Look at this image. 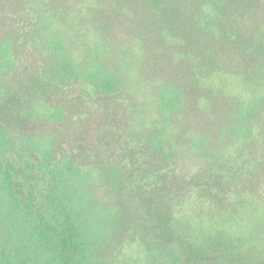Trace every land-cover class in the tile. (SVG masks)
Returning <instances> with one entry per match:
<instances>
[{"label":"trees","instance_id":"obj_1","mask_svg":"<svg viewBox=\"0 0 264 264\" xmlns=\"http://www.w3.org/2000/svg\"><path fill=\"white\" fill-rule=\"evenodd\" d=\"M261 2L0 0V264H113L100 249L114 228L126 236L117 264H264V15L251 16ZM140 8L161 24L139 20ZM112 9L138 28L116 67ZM153 39L177 45L193 86L160 83L135 101L148 80L132 61ZM32 51L29 74L21 57ZM213 97L227 105L222 120ZM95 115L100 173L69 152V125ZM30 122L59 125L68 145L10 138ZM97 184L126 207L105 230Z\"/></svg>","mask_w":264,"mask_h":264},{"label":"rangeland","instance_id":"obj_2","mask_svg":"<svg viewBox=\"0 0 264 264\" xmlns=\"http://www.w3.org/2000/svg\"><path fill=\"white\" fill-rule=\"evenodd\" d=\"M121 1L125 2V0ZM181 5L182 4H179L178 8ZM258 6L261 13L256 14L252 12V22L260 21L261 14L264 15V2L258 3ZM117 11H115V9H112L109 10L106 14L107 17L115 20V23L120 22L119 24H114L112 27L108 28L107 31L108 35L110 36V47L113 49V54H111L110 57L106 59V61L112 67H116L120 63V61L118 60V55L121 49L124 45H126V43H128L129 39L135 35V32L138 31V28L133 25L134 23H132L133 20L129 18H123L120 14V11ZM137 16L139 17V20L150 21V23H153L157 27L159 24H161V21L158 18L148 15L142 8H140L139 14ZM137 23L139 22L137 21ZM213 42L214 41L212 40L209 41L208 46H213ZM177 52H179L177 45L170 43L167 44L166 42H161L153 39L149 47H146L143 55H140L139 57L133 59L132 62H136V60L139 62V67L142 71V74L148 80H143L141 85L139 86V97H136L135 94L130 95L135 101H137V98H149L150 100L155 99L160 94V83L172 82L183 84L186 87L193 86L190 81V76L192 73L191 65L186 60L178 59L180 53L177 54ZM31 53L32 55L25 54V56L21 57V61L24 65L23 67H26L28 61H30L31 63V65H28L26 68L29 74H32V71L34 73L36 71V67L40 65L39 54L35 51H32ZM142 59L145 60L141 62ZM157 78H159L160 80L157 81ZM46 103L50 106H56L57 104H59L56 97L47 96ZM210 109L214 113V115L216 112L219 120H222V111L220 109H227V105L218 97H213L211 100ZM111 110L113 112V109ZM200 117L203 116L196 111L193 112L194 119H198ZM102 121L103 120L98 115H95V117L91 116L90 120H77L75 123L69 125L70 133L72 135H77L78 137L74 145V151L69 152H72V154H74L76 158L85 162L86 165L91 166L95 171H97V173H100V171H102V169L104 170V168L101 165V162L98 160L96 153L89 145L91 144L95 147L99 127L101 126ZM27 124L29 125V127L27 128L26 132H23V134H19L15 131H9L10 138L27 139L26 137H36L44 140L52 138L58 144V147L59 144L62 147L68 145L67 142L60 139L59 128H51L59 127V125H47L42 122H38L36 124L30 122ZM30 126L34 127L30 128ZM191 127L194 128L196 126ZM200 129L203 128L200 127ZM84 132L85 136H83ZM83 139L87 142H85ZM56 154L59 157V150L56 152ZM98 184L92 187V190H90V194L92 197V202L95 206L94 214L96 216H99L101 214L102 218L100 222L103 230H105L110 220L109 211L120 210V217H123L126 207L124 201L122 200V192L119 194L118 191L115 190V195L113 194V196H110L107 190L104 191V189H106L104 184ZM120 195L122 198L120 197ZM122 237H126L125 232L122 231V233L120 234V232H118L116 228H114V233L111 235V238L108 241L102 243L100 255L103 258H107L108 260H110V262H112L113 264H117L120 258L117 255L120 251L118 247L122 241Z\"/></svg>","mask_w":264,"mask_h":264}]
</instances>
